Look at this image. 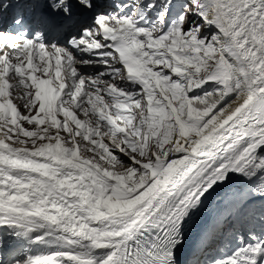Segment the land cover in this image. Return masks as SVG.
I'll use <instances>...</instances> for the list:
<instances>
[{
	"label": "snow or ice",
	"instance_id": "6c2138e0",
	"mask_svg": "<svg viewBox=\"0 0 264 264\" xmlns=\"http://www.w3.org/2000/svg\"><path fill=\"white\" fill-rule=\"evenodd\" d=\"M0 264H264V0H0Z\"/></svg>",
	"mask_w": 264,
	"mask_h": 264
},
{
	"label": "bare ground",
	"instance_id": "6f19581e",
	"mask_svg": "<svg viewBox=\"0 0 264 264\" xmlns=\"http://www.w3.org/2000/svg\"><path fill=\"white\" fill-rule=\"evenodd\" d=\"M205 219H206V216L202 217L200 221L203 223Z\"/></svg>",
	"mask_w": 264,
	"mask_h": 264
}]
</instances>
